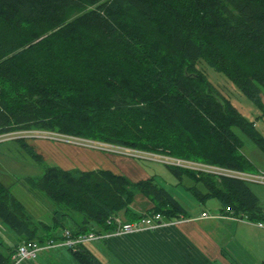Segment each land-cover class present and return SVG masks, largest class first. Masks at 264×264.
I'll return each mask as SVG.
<instances>
[{
	"label": "trees",
	"instance_id": "16d2710c",
	"mask_svg": "<svg viewBox=\"0 0 264 264\" xmlns=\"http://www.w3.org/2000/svg\"><path fill=\"white\" fill-rule=\"evenodd\" d=\"M204 62L264 116V0H0V136L56 133L121 148L258 174L236 131L264 154V138L198 68ZM30 189L57 207L35 220L0 181V224L20 240L45 244L188 212L154 177L136 183L109 171L46 165ZM200 203L261 223L264 210L248 183L165 165ZM142 195L152 208L133 213ZM18 245V244H17ZM16 245V246H17ZM15 246V247H16ZM76 264H104L87 248L67 249ZM14 250L0 243V264ZM231 264H237L231 262Z\"/></svg>",
	"mask_w": 264,
	"mask_h": 264
},
{
	"label": "crops",
	"instance_id": "0c3cea01",
	"mask_svg": "<svg viewBox=\"0 0 264 264\" xmlns=\"http://www.w3.org/2000/svg\"><path fill=\"white\" fill-rule=\"evenodd\" d=\"M35 140L63 170H104L124 176L133 183L154 177L147 174L136 160L122 155ZM129 207L133 213L143 214L152 208V204L142 195H136ZM202 212L204 210L197 216L180 218L173 222L175 224L157 231L111 238L103 241L104 245L94 246L109 264H254L253 257L237 242L231 230L239 226V230L250 232L259 228L258 223L234 221L229 217L215 218L223 214L220 206L218 214L208 215V218H201ZM118 216L124 221L123 213ZM60 252L45 251L36 260L44 258V263L51 257L59 256ZM22 264L36 263L34 260Z\"/></svg>",
	"mask_w": 264,
	"mask_h": 264
},
{
	"label": "rangeland",
	"instance_id": "374dc122",
	"mask_svg": "<svg viewBox=\"0 0 264 264\" xmlns=\"http://www.w3.org/2000/svg\"><path fill=\"white\" fill-rule=\"evenodd\" d=\"M197 68L206 75L207 79L221 95L230 100L235 109L244 118L255 124L256 129L264 138V116H262V112L249 102V100L222 74L217 73L204 62H199ZM262 102L264 104V94L262 96ZM236 133L243 141L242 153L258 170H261L259 171L260 173L264 174V154L261 153L251 141L240 134L239 131H236ZM5 138L7 137H0V181L10 189V192L20 202L25 205L26 209L32 216H34L35 220L49 222L53 211L56 210L57 207L53 205L44 194L32 191L29 182V179H37L43 174V167L31 158V156L21 147L20 142L16 139ZM23 138H25V142L29 146H33L35 151L44 157V163L46 165H55L50 154L37 145V140L28 137ZM136 161L141 168L147 172V174L155 177L157 183L169 190V192L188 212L190 217L199 215L201 210H204V212L211 216L218 214L220 204L216 199L209 198L203 203H200L188 194L184 189V186L187 187L190 185L191 182L189 180L185 178L183 180L175 178L162 163L145 159H137ZM248 187L257 196L260 206L264 210V184L248 183ZM243 221L246 223L247 220L243 219ZM254 224L257 225V223ZM261 224L264 226V221H262ZM239 229V226L237 229L236 226H234L231 230V232L235 234L238 240L237 242L253 257L254 264H264V229L256 228L257 231L249 230L250 232ZM21 242L22 240H20L15 234L0 224V243L3 248H8L13 251L15 246ZM102 243L103 241H96L88 243L86 246L102 263L109 264L105 257L94 246ZM41 253H39L38 256ZM60 253H58L59 256L51 257L44 263V258L39 260L40 255L38 260H35V263L76 264L67 249L61 250Z\"/></svg>",
	"mask_w": 264,
	"mask_h": 264
},
{
	"label": "built area",
	"instance_id": "2783aa9c",
	"mask_svg": "<svg viewBox=\"0 0 264 264\" xmlns=\"http://www.w3.org/2000/svg\"><path fill=\"white\" fill-rule=\"evenodd\" d=\"M3 136L7 137L5 139H17V138L28 137L43 141L68 144L71 146L90 149L98 152L114 153L134 160L145 159L150 161H156L164 165L190 170L198 174L199 173L208 174L215 176L217 178H222V177L235 178L246 183L264 184L263 173H258V174L244 173V172L234 171L217 166L207 165L203 163L192 162L188 160H182L167 156H161V155L126 149V148H121L113 145L98 143V142L74 138V137H68L56 133L39 132V131H23V132H15L11 134L2 135L0 137ZM200 217L208 218V214L206 212H202ZM223 217H229L231 220L234 221H243V219L247 220L245 216H238V217L234 216L229 208H226L223 214H219L215 218H223ZM107 224L113 225L115 227L114 230L102 234L88 233V234L73 236L68 229H65L62 230L60 234V239L55 241L50 240L42 245L32 241H23L15 247L14 253L11 256L10 264H22L27 261H34L38 257L39 253L45 251L63 250V249H71L72 251H74L80 245L83 244L93 243L96 241H105L111 238L129 236L144 232L157 231L163 227H167L175 223L170 221L169 222L164 221L161 215L154 214V215H145L140 220L134 223L125 222L119 216H113L107 220ZM258 227L264 229V226L261 223H258Z\"/></svg>",
	"mask_w": 264,
	"mask_h": 264
},
{
	"label": "bare ground",
	"instance_id": "6f19581e",
	"mask_svg": "<svg viewBox=\"0 0 264 264\" xmlns=\"http://www.w3.org/2000/svg\"><path fill=\"white\" fill-rule=\"evenodd\" d=\"M230 179H232V178H230ZM160 214V213H159ZM71 254V253H70Z\"/></svg>",
	"mask_w": 264,
	"mask_h": 264
}]
</instances>
